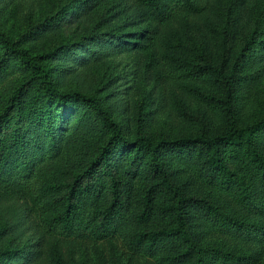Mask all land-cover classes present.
Instances as JSON below:
<instances>
[{"label":"rangeland","instance_id":"1","mask_svg":"<svg viewBox=\"0 0 264 264\" xmlns=\"http://www.w3.org/2000/svg\"><path fill=\"white\" fill-rule=\"evenodd\" d=\"M203 5L199 13L181 12L158 23L145 15L137 0H0V30L20 40L33 55L66 44L53 61L58 86L96 94L131 139L216 134L227 124L223 89L212 83L213 76L184 77L173 59L195 58L202 63L200 55H206L227 75H235L230 100L238 122L247 124L263 115L264 0H203ZM253 31L257 33L251 43ZM28 78V71L9 57L0 69V113ZM184 85L203 93L195 94ZM91 122L65 143L52 177L73 181L97 154L106 132L95 119ZM257 139L264 155V133ZM132 157L116 154L113 168L127 183V200L135 212L142 207L144 189L158 178L151 174L147 159L132 162ZM163 159L170 178L185 194L206 199L241 219L259 220L219 185L195 176L173 152L166 151ZM227 160L236 172L245 174L240 158L229 153ZM197 218H191L190 228L201 242L255 256L256 264H264V241L219 234ZM0 264L159 263L131 253L121 234L102 241L48 234L28 197L0 184Z\"/></svg>","mask_w":264,"mask_h":264},{"label":"trees","instance_id":"2","mask_svg":"<svg viewBox=\"0 0 264 264\" xmlns=\"http://www.w3.org/2000/svg\"><path fill=\"white\" fill-rule=\"evenodd\" d=\"M137 1L145 15L158 23L181 12L195 14L204 9L203 0ZM256 33L252 32L251 43ZM0 48V69L10 57L29 73L0 113V184L28 197L45 232L96 241L121 234L131 253L155 258L159 264H256L255 256L201 242L190 228L195 215L219 234L264 241V155L257 139L264 133V114L247 124L238 122L230 100L234 73L227 75L222 66L213 65L204 54L200 55L202 63L195 58H174V65L184 77L213 76L212 83L223 89L225 129L216 134L203 132L156 140L138 135L131 139L96 94L63 91L58 86L53 61L60 58L66 44L33 55L20 40L0 30ZM184 88L203 93L191 85ZM93 119L106 132L97 154L73 181L52 177L53 165L63 155L65 143ZM5 128L6 132L1 133ZM166 151L173 152L202 181L219 185L259 220L241 219L206 199L185 194L170 178L163 159ZM229 153L241 159L244 175L229 164ZM116 154H133L132 162L147 159L151 174L158 178L144 189L138 211L134 212L127 200V183L114 171ZM58 193L64 194L55 197Z\"/></svg>","mask_w":264,"mask_h":264}]
</instances>
